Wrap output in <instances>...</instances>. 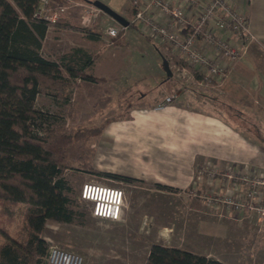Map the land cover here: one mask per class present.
<instances>
[{"label": "trees", "instance_id": "1", "mask_svg": "<svg viewBox=\"0 0 264 264\" xmlns=\"http://www.w3.org/2000/svg\"><path fill=\"white\" fill-rule=\"evenodd\" d=\"M50 1L65 5L71 1L87 3L93 0ZM39 2L41 0H0V217L8 224L18 208L21 210L15 233L0 227V264H45L49 244L42 235L46 224L65 225L73 221L74 212L66 195L70 190L64 177L66 170L75 168L124 184L144 185L138 179L96 171L92 167L95 145L105 125L129 119L132 109L150 107L139 99L130 103L126 100L130 86L115 95L118 112L98 126L58 127L54 115L35 107L39 94H48L68 104L80 81L106 83L104 78L89 73L98 57L95 52L72 48L53 60L40 55L41 42L50 27L77 31L90 40H97L100 34L60 17L53 21L37 18ZM130 13L131 9H128L127 20ZM127 29L138 31L132 23ZM109 39L114 47L122 46L123 31ZM196 78L200 80L201 77L196 75ZM177 88L168 90V96H174ZM191 92L197 98L198 93ZM70 110L73 111L72 107ZM251 134L258 137L255 131ZM153 187L172 191L160 184H153ZM143 264L225 263L153 243Z\"/></svg>", "mask_w": 264, "mask_h": 264}, {"label": "crops", "instance_id": "2", "mask_svg": "<svg viewBox=\"0 0 264 264\" xmlns=\"http://www.w3.org/2000/svg\"><path fill=\"white\" fill-rule=\"evenodd\" d=\"M98 1L124 18L129 9L124 7L125 0ZM230 1L237 8L245 10L253 39L245 45L242 57L235 63L224 81L219 85H208V87L211 89L220 87L219 98L228 109L236 113L234 116L238 122H229L214 110L205 107L206 104L214 106L216 102H221L216 94L215 96L198 94L197 98H194L193 93L187 90V94L181 98L182 101H178L181 95L177 89L174 91V95H178L177 98L165 106L158 107L157 105L162 103L168 95L145 103L150 105L149 108L130 110V118L127 120L107 123L95 145L92 159L93 169L142 181L143 186L148 188L147 194L151 197L150 200L155 196L172 199L177 197L176 194L184 193L191 185L196 169L206 161H217L222 166L253 168L264 173V0ZM71 2L99 18L107 16L88 3ZM59 17L70 24L89 27L74 23L71 17ZM126 30L128 29L126 28ZM137 32L139 33V31ZM127 33L123 31L124 38ZM99 34L97 40H90L77 31L50 27L41 42V51L46 47L47 39L51 38L54 41L55 56L67 53L72 48L95 52L98 57L89 73L104 78L107 84L115 80L112 85H121L122 77H119L117 71L121 68L118 66L124 65L113 62V54L117 49L123 47L124 42L122 46H113L110 49L105 44L104 36L108 40L110 39L104 33L99 32ZM141 36L144 41H147L145 36ZM159 52L163 54L161 47H159ZM102 60L104 61L102 62ZM105 62H109L108 68L104 67L103 63ZM158 64H153V75L157 77L159 87H163L165 84H172L170 89L178 86L174 75L170 77L173 83L165 79L166 75L161 65ZM107 84L80 81L77 93L72 94L83 99L88 98L95 91L99 93V96H96L95 100L92 98L94 103H98L102 99H109L110 102L112 98L108 96L111 94L103 95L108 88H106ZM106 93L108 92L106 91ZM229 103H232L231 105L236 108L239 107L238 109L241 108L244 113L246 112V116L238 113V110H233L234 107H231ZM104 107L100 105L98 112ZM254 131L258 135L257 138L251 134ZM153 184L167 186L172 191L156 189ZM199 188L202 189L203 186L199 185ZM180 201L177 209L181 216L174 217V213L178 212L170 210V214H172L170 220L178 225L157 224L159 240L155 241V244L187 250L179 247V244H175L173 239L176 233L174 231H178V229L194 230L195 234L206 235V223L203 221L204 219L202 220L201 213L203 209L205 211L206 205L198 200L189 204L183 197ZM159 214L161 215V213ZM126 219L125 217L124 220ZM159 220L164 221L161 217ZM117 256L118 251L115 255H108V257L98 255L96 260L100 262L116 261ZM105 258L110 259L105 260ZM132 260L138 261V264L144 263V261L141 263L134 255H132Z\"/></svg>", "mask_w": 264, "mask_h": 264}, {"label": "rangeland", "instance_id": "3", "mask_svg": "<svg viewBox=\"0 0 264 264\" xmlns=\"http://www.w3.org/2000/svg\"><path fill=\"white\" fill-rule=\"evenodd\" d=\"M48 4L47 17H71L74 23L87 25L101 33H104L106 26H116V22L110 17L100 16L101 18H99L72 2H67L65 5H56L49 0ZM124 7L125 9H131V13L127 14L128 20H131L133 7L130 5L129 0H125ZM123 14L125 15V12ZM128 30L130 31L128 32ZM128 30H125V33H128L123 47L117 49L113 54V62L124 65L118 66V68H121L117 71L119 77H122V84L112 85L115 80L108 84L107 82L104 83L108 85H106L108 93L105 91L103 95L111 94L108 96L112 98L110 102L109 99H102L99 102L97 101L98 103H94L92 98L95 100V97L99 96V93L95 91L88 98L75 97L73 94L77 93L78 86L70 95L71 99L68 104L55 100L48 94H39L35 100V107L54 115L57 118L56 125L58 127L98 126L109 118L108 115L112 113L115 115L118 112L115 106V95L122 89L131 87L126 99L129 103L138 99L148 103L155 98L168 95L167 91L170 90L172 84L159 87V81L153 75V64L159 63L158 65H161V57L167 59L166 47L153 41H144L140 32L141 35L136 30ZM104 39L105 44L110 49L113 48L112 42L105 36ZM159 47H161L163 54L158 51ZM39 53L44 58L53 60L55 57L54 41L48 38L46 47ZM103 64L107 68L110 65L109 62ZM175 80L178 83L177 89L181 95L178 101H182L181 98L187 94V90H193L196 94L207 96H215L216 94L221 101L219 98L220 87L211 89L208 86L199 85L192 81L190 77L188 78V75L183 77L177 75ZM168 81L173 83L171 78H168ZM221 102H216L214 106L206 104L205 107L214 110L229 122H238V119L234 116L236 113ZM231 104L229 103V105ZM100 105L105 107L98 112ZM195 105L198 104L195 103ZM70 107L73 111L70 110ZM231 107L246 116V112L244 113L241 108L238 109L239 107L236 108L234 105H231ZM72 116L74 117L73 121L71 120ZM241 128L243 129V127ZM64 177L70 188L66 195L69 199V207L74 212L73 221L65 225L48 222L42 237L49 245L81 255L83 264H138V261L132 260V255L143 263L151 243L159 240L156 230L157 224L178 225L170 220L172 215L170 210L178 212L174 213V217L181 216L177 209V206L179 207V203H181L180 199L185 198L189 204H193L194 200L202 201L199 198L190 197L186 192L178 193L176 194L177 197L172 199L155 196L150 200L151 197L147 194L148 188L143 185L124 184L87 174L75 168L66 170ZM87 182H97L123 189L125 195L124 207L119 222L111 223L91 216L90 204L82 201L79 196L81 186ZM203 203L206 205L205 202ZM19 211H21L20 208L16 211L12 222L8 224H6L4 217H0V227L15 233L21 220ZM201 213L202 220L204 219L203 221L206 223V235L195 234L194 230L178 229V231H174L176 233L173 239L175 244L200 255L218 259L225 264H264V224L258 225L256 215L228 209L213 210L207 205L205 211L203 209ZM125 217L126 220H124ZM160 217L164 221L159 220ZM1 240L0 236V242ZM117 251L116 261L100 262L96 260L98 255L108 257V255H115Z\"/></svg>", "mask_w": 264, "mask_h": 264}, {"label": "built area", "instance_id": "4", "mask_svg": "<svg viewBox=\"0 0 264 264\" xmlns=\"http://www.w3.org/2000/svg\"><path fill=\"white\" fill-rule=\"evenodd\" d=\"M49 0H41L35 16L47 17ZM133 7L130 23L149 40L166 47L172 75H188L199 85H219L242 57L253 39L244 9L230 0H129ZM125 27L106 26L104 34L115 37ZM196 75L200 76L197 80ZM178 95L165 97V106ZM199 185L203 188L200 189ZM190 197L201 199L213 210L254 214L264 224V173L253 168L222 166L206 161L195 172L186 189ZM80 199L90 204L93 218L119 222L124 207V191L97 182L84 183ZM45 264H83V257L49 245Z\"/></svg>", "mask_w": 264, "mask_h": 264}, {"label": "water", "instance_id": "5", "mask_svg": "<svg viewBox=\"0 0 264 264\" xmlns=\"http://www.w3.org/2000/svg\"><path fill=\"white\" fill-rule=\"evenodd\" d=\"M87 3L95 7L96 9L100 10L101 12H103L105 15L110 17L113 21H115L121 27L127 28L129 26L130 22L126 18L121 16L119 13L113 11L107 5L103 4L102 2L98 0H93V1H88ZM161 67L166 77L170 78L172 76V73L169 68L168 61L164 57H161Z\"/></svg>", "mask_w": 264, "mask_h": 264}]
</instances>
